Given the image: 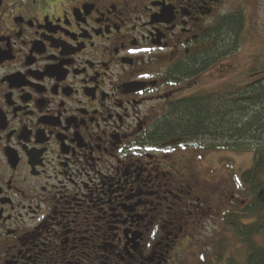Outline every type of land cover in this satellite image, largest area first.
Instances as JSON below:
<instances>
[{"label":"flooded vegetation","instance_id":"1","mask_svg":"<svg viewBox=\"0 0 264 264\" xmlns=\"http://www.w3.org/2000/svg\"><path fill=\"white\" fill-rule=\"evenodd\" d=\"M233 1L0 0V264H243L250 187L151 139Z\"/></svg>","mask_w":264,"mask_h":264},{"label":"trees","instance_id":"2","mask_svg":"<svg viewBox=\"0 0 264 264\" xmlns=\"http://www.w3.org/2000/svg\"><path fill=\"white\" fill-rule=\"evenodd\" d=\"M242 26L240 14L224 18L215 46L209 47L204 57H195L182 74H196L237 51L242 43ZM256 72L263 73L259 77ZM245 77L250 80L246 84L233 83L220 91H201L173 102L159 119L151 139L162 145L253 151V163L241 175L243 186L250 187L253 196V222L249 223L251 227L237 229V240L245 245L237 257L244 260L243 264H264V62L251 65ZM225 249L227 254L230 247Z\"/></svg>","mask_w":264,"mask_h":264},{"label":"rangeland","instance_id":"3","mask_svg":"<svg viewBox=\"0 0 264 264\" xmlns=\"http://www.w3.org/2000/svg\"><path fill=\"white\" fill-rule=\"evenodd\" d=\"M237 8L242 10L243 16L246 17L245 27L241 34L240 49L220 57L214 65L206 68V71L199 78L197 77L195 81L190 82L191 88L187 90L189 93L198 90H202V92L220 91L233 83L246 84V81L250 80H247L245 74L252 63L264 58V0H234L231 3V9ZM194 148L198 154L204 157V160L201 161L203 168L217 169V177L229 178V172H231L232 177L240 178L242 173L253 163L254 153L251 150H208L198 146H194ZM238 203V206L240 205L238 208L245 205V202L238 201ZM218 244L217 247L213 245L206 247L207 264L209 259L214 260L216 258L214 256L215 251H224V243ZM238 245L230 246L229 254L239 247ZM229 254L222 256L223 262L221 264H227L226 257Z\"/></svg>","mask_w":264,"mask_h":264}]
</instances>
